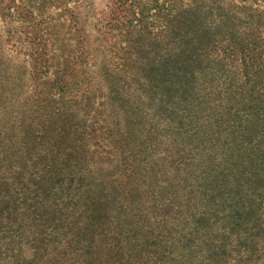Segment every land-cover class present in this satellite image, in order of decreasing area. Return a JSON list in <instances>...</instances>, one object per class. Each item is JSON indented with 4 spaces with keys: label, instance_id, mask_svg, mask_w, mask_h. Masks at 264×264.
<instances>
[{
    "label": "rangeland",
    "instance_id": "374dc122",
    "mask_svg": "<svg viewBox=\"0 0 264 264\" xmlns=\"http://www.w3.org/2000/svg\"><path fill=\"white\" fill-rule=\"evenodd\" d=\"M190 2L0 0V264H180L185 260L179 232L184 206L179 204L168 215L154 208L158 213L152 218L150 197L142 193L152 189L155 180L173 185L167 197L178 198L182 191L178 187L182 168L174 167L165 154L178 158L173 156L177 144L156 120L157 96L162 92L169 104L180 106L175 96L188 80L184 87L200 84L203 100L212 106V99L219 101L214 85L218 75L199 72L192 79L178 74L170 76L176 83L169 84L167 70L175 64L159 58L169 39L162 24H198L209 36L206 41L219 37L237 46L251 29L239 25L246 14L253 20L264 15V0ZM211 2L219 6L213 16L203 9ZM169 9L185 20H170ZM218 14L229 18L220 20ZM256 42L261 48L256 53L264 54L263 28ZM207 49L201 70L206 64L221 65L232 76L241 67L238 53ZM152 98L158 103L154 118L148 105ZM205 110L210 115L223 111L221 105ZM214 118L202 123L206 133L213 131ZM190 123L196 121L189 119L185 126ZM92 124L94 139L87 135ZM252 143V153L248 146L227 152L225 146L219 148L243 157L242 193L246 187L260 194L264 139L252 137ZM248 153L252 163L244 160ZM78 169L88 174L80 180L81 191L90 188L94 198L95 204L87 206L91 212L81 211L80 190L72 188L77 177L69 172L79 173ZM73 194L79 198H71ZM82 203L86 209V202ZM134 203L149 212L140 214V221L132 210ZM149 238L155 240L156 254L146 244Z\"/></svg>",
    "mask_w": 264,
    "mask_h": 264
},
{
    "label": "trees",
    "instance_id": "16d2710c",
    "mask_svg": "<svg viewBox=\"0 0 264 264\" xmlns=\"http://www.w3.org/2000/svg\"><path fill=\"white\" fill-rule=\"evenodd\" d=\"M218 7L215 2H211L203 9L213 16L214 8ZM166 15H169V19H173V22L185 20L184 15H174V9H169ZM217 16L221 17L220 14ZM228 18V16L225 18L222 16L220 20H228ZM239 25H245L244 29H251L242 37L243 44L236 46L231 41L226 42L219 37L206 41L209 36L203 35V26L198 24L190 26H177V24H166V22L162 24L165 32L169 31V39L160 51L162 53L159 54V58L165 61L172 60L175 64L167 70L166 80L169 84L176 83L175 78L170 76L178 74L188 75L192 79L199 72H202L201 75L204 72L211 76L218 75L214 85L219 89L216 94L219 96V101L212 99V106H209L208 100H203L204 88L200 84L190 86L188 90L184 87V83L187 84L188 80L181 84L183 87L175 96L180 106L169 104L162 92H159L157 96L160 107L157 114L159 119L156 120L165 125L164 127L170 133L169 140L177 144L176 153H181V155L175 153L173 156H178L175 159L169 156L168 152L165 154L174 167L182 168L178 182V187L182 188V191L180 190L178 198L167 197L173 185H169L165 180L163 182L159 180V183L155 180L154 187L147 191L143 190L142 193L150 197L153 208L150 210L152 218L158 213L154 208L163 209L164 215H168L179 204L184 206L181 211L184 215L182 219L184 223H181L179 232L182 244L180 247L182 251H185L186 261L180 264H264V227L262 225L264 223V188L260 189L262 192L259 194L245 187V193H242L240 190L243 188L242 183L246 184L243 180L246 174L239 168L243 157L226 153L230 151V148L234 150L238 146H248L252 153L255 144H249L251 138L264 139V77L262 74L264 54L256 53L257 49H261L257 46L256 38L259 29H264V15L261 19L253 20L250 13L246 14L244 24ZM209 47L216 48L214 49L216 53L220 51L223 54L238 53V65H241L239 70L236 73L233 72L232 76L227 74L221 65L206 64L201 70L203 54L210 51L207 49ZM251 52L254 53L251 54ZM147 64L148 62L145 63ZM228 66L231 68L232 64ZM237 75L245 80L239 83L240 79L236 80ZM59 87L61 91L62 85ZM209 87L213 89V84ZM149 103H152L148 105L154 118L156 111L154 108L158 103H154V98L149 100ZM188 105L196 109L200 108L196 111L187 110ZM220 105L223 111L214 115L206 114L208 112L205 109L213 110ZM171 114L177 117L172 118ZM211 116L215 117L212 121L214 128L211 133H206L201 125L209 121ZM189 119L195 120L196 123L185 126ZM95 131L96 128L92 124L87 135L94 139ZM248 136H251L249 141ZM223 146L226 152L220 149ZM251 153L246 154L244 159L250 163H252L250 156L253 157ZM78 170L80 172L75 174L69 172L71 176L77 177L72 188L77 187L80 190L78 194L83 198L79 203L81 211L91 212L87 206L95 204L94 198L90 196V188L81 191L84 182L80 180L83 178L85 181L88 174ZM79 196L73 194L70 197H75L76 200ZM83 201L86 202L84 204L86 209L81 207ZM111 202L115 203V199ZM132 210L137 214L139 221L140 214L146 216V213H149L135 203ZM155 219L158 218L155 217L154 221ZM243 220L246 221L244 227ZM146 244L155 253V240L149 238ZM171 261V259L167 260L168 263Z\"/></svg>",
    "mask_w": 264,
    "mask_h": 264
}]
</instances>
